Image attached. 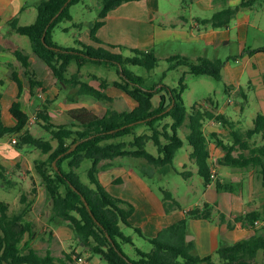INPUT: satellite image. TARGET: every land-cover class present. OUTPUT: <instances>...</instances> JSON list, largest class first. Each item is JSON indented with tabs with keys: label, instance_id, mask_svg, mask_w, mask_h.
Instances as JSON below:
<instances>
[{
	"label": "trees",
	"instance_id": "trees-1",
	"mask_svg": "<svg viewBox=\"0 0 264 264\" xmlns=\"http://www.w3.org/2000/svg\"><path fill=\"white\" fill-rule=\"evenodd\" d=\"M80 1L40 0L34 23L21 25L19 18L15 17L8 21V27L11 32L30 39L33 53L51 69L62 90L78 88V96H91L100 102L112 103L113 97L104 92L108 86L106 81H102L97 88L83 81L80 74L86 63H108L118 68L120 80L113 82L114 87L126 93L137 105L126 111L108 108L102 116L87 107L73 108L68 111L70 122L60 125L53 122L45 105L44 109L37 112V118L43 121L40 125L48 138L37 137L28 129L31 117L21 101L25 88L22 74L16 69L11 70L9 77L18 88L10 107L15 124L7 126L4 122L1 107L4 96L0 91V139L15 135V148L18 151L24 147H32L47 155L46 159L36 161L35 169L46 189L47 204L51 209L50 222L67 223L73 230L78 245L83 244L84 250H89L93 256L100 257L107 264H216L213 255L201 257L194 242L186 240V235L189 220H212L213 215L219 214L220 222L226 223L229 229H234L237 223H241V226L255 230L254 235L247 239L218 247L216 253L223 264H264V234L261 229L256 228L261 213L254 210L228 221L226 215L218 210L217 203H204L189 209L183 220L166 228L157 237L148 238L153 244V249L145 252L137 248L140 257L138 260L130 259L122 250L121 243L135 245L133 237L126 235L123 227L133 228L139 236H146L140 228L130 222L134 206L110 193L102 183L100 172L109 167L104 166L105 164H111L119 158H134L144 161L141 169L150 176H163L172 171L184 177L190 176L192 172H179L174 167V159L185 144L178 131L188 120L186 139L192 147L190 160L197 165V173L204 184L209 185L214 181L215 175L210 162V136L204 131V122L217 120L231 127L234 136L233 143L226 144L216 133L211 134L217 144L225 150L220 164L245 171L254 169L259 178L261 177L264 187V114L259 113L254 119L253 127L245 133H240L233 129L234 123L223 114L195 106L191 113H188L182 97L185 89L184 78L180 83L181 89L165 84L156 91L155 88L144 89L142 79L125 69L124 65L154 69L158 65V59L153 51L135 50L136 55L124 58L113 51L117 48L116 45L103 42L97 35L111 11L125 3L142 0H100L98 19L90 29V38L95 45L83 44L81 41H78L81 46L79 49H66L58 45L52 40L54 29L63 21L72 20L70 7ZM255 3V0H241L238 5L225 7L215 12L212 17L199 18V21L214 29L226 28L241 10L252 7ZM44 35L45 42L42 40ZM258 52H264V48L251 50L249 54ZM13 54L23 68V76L30 85L31 93L38 87L44 92L48 91L38 79L31 56L23 49L14 50ZM168 61L170 70L182 66L189 69L185 74L206 75L222 80L225 61L221 59L213 61L199 57L190 60L175 55ZM72 65H75L77 70L69 76ZM3 83V80H0V86ZM157 94L160 99L159 105L155 106L153 98ZM69 101L75 102L76 99L69 97ZM166 118H171L172 123L161 127L160 123ZM139 121L144 122L137 123ZM141 125L149 128L151 133L138 134L136 130ZM127 136L133 138L126 140ZM255 136L261 138V145L251 146L250 140ZM150 142L157 148V155L147 150V144ZM235 152L238 154L235 155ZM85 160L92 162L88 169L87 183L82 181L78 172ZM0 169L1 178L6 179V170L1 164ZM8 184L15 185L12 181H8ZM215 186L218 191L233 192L232 184H225L221 180H216ZM157 191L163 194L162 200L167 214L181 208L171 192L162 188ZM33 193H37L36 188ZM21 205L20 210L11 214L10 205L0 200V264H68L72 254H67L65 258H55L50 251L41 255L29 246L26 237L33 235V224L26 217L32 202L28 201L25 194L21 197ZM167 235L173 238L169 239ZM260 254L261 260L258 258Z\"/></svg>",
	"mask_w": 264,
	"mask_h": 264
},
{
	"label": "rangeland",
	"instance_id": "rangeland-1",
	"mask_svg": "<svg viewBox=\"0 0 264 264\" xmlns=\"http://www.w3.org/2000/svg\"><path fill=\"white\" fill-rule=\"evenodd\" d=\"M25 1L27 13L24 12L21 15V25H28L36 21L38 13V11L36 10V3L40 2V0ZM159 1L161 4V12L154 10L149 11L147 9L145 10L143 8L139 9L134 7H119L111 11V13L118 12V14L128 15L139 19L145 18L146 21H148L147 27H145V23H142V25H127L130 29H133L135 33H130L128 35L122 36L120 35L119 39L117 40V44L119 45H116L117 48L113 49V51L115 53L121 54L124 58L133 57L134 55H136L135 50H138L140 52L153 51L158 59V65L154 69L149 70L143 66H134L131 64L124 65L125 69H128L135 76L142 79L141 83L144 89L152 90L155 88L156 91L162 88L164 84L169 85L172 88L181 89L180 83L182 81V78H184L183 84L185 85V89L182 93V97L188 113H191L193 106L217 113V106L211 105V101L209 102V98L212 97L215 102L218 103L222 108V114L231 122H234L233 129L239 131L240 133H245L250 128L249 123L251 120L249 115L247 114H251L254 112V104L252 103V100H249L250 104L245 102L240 95V91L234 93L232 92V90H229L231 86L226 87V83H229V80L219 81L214 79L213 77L206 75H194L192 73L185 74L184 72H188L189 69L182 66H179L174 70L169 69L170 62L168 60L175 55H179L190 60H196L200 56L212 59L213 61H215L216 59H221L225 61V63L229 60L232 65H235L232 59L240 55L241 42H239L237 39L230 38L229 40H232L231 43L225 44L228 39L222 40L223 38L220 37L221 33L219 34V32H225V30H227V27L214 30L217 31L216 33H214V38H216V40L214 41L207 40L206 37L199 36V30L203 31L204 28H194V33L191 32V36L197 37H194L195 41L189 43H186V41H179L175 38V36L172 37L171 34L173 30L170 26L174 24H181L179 20L181 16H184L188 20L185 24L187 26V29L189 30L191 25L195 21L194 19L210 18L215 13V11H218L220 8H203L200 6V4L204 3V0ZM150 2H153V0H151ZM100 9V0H81L79 3L72 5L70 7L72 20H65L58 24L52 34V40L66 49L81 48V46L78 44V41H81L83 44H90V29L94 22L98 19ZM247 10H249V12L248 16L245 19V22L247 24L248 31L250 30L248 36V45H251L252 48L256 47V45L264 46V37L258 38L257 41L255 38L252 39V28L250 27V25L252 24H258L261 26L260 28L264 30V0H257L253 8ZM111 23H113V21H111ZM235 23L236 19L232 21L229 27L231 26V28H233L235 26ZM156 25H162L164 27L166 26L168 28L162 29L164 31L160 32V39H157L156 43L154 44L153 41H150L151 38H149V34H151L153 28L156 29ZM203 25L205 24H201L200 27H203ZM65 29H67V31H64ZM100 29L98 30L97 35H99ZM206 29L214 28L208 25ZM109 30L114 31L113 28H110ZM230 33L232 36L233 32L230 31ZM201 35L203 34L201 33ZM14 36L19 38L22 37L17 33H14ZM262 36H264V34H262ZM115 37L118 38V35H115ZM25 38L28 40L27 37ZM103 41L110 44L112 43L106 40ZM34 64L44 82L50 87L51 91L48 89V91L44 92L41 88L38 87L36 89L39 95L35 97L34 93L28 94L27 97L29 100L27 99L25 101V108L28 113H30L31 118L37 117V112L41 109H44L45 105L52 115L53 122L57 125L68 123V107H88L96 114L102 116L108 108H112L118 111H126L133 109L137 105V103L126 93L114 87L113 82L120 80L118 68L115 65L113 66L108 63H86L85 66H83V68L81 69L80 73L83 81L92 83L95 87H99L102 81H106L108 83V86L107 88H105L104 92L112 96L114 100L112 103H110L108 101L100 102L93 97L86 98L84 96H78V88H68L66 90H62L58 83L54 84L51 82V80H53L52 78H54L51 71L47 72L44 70V68L40 67L39 64L35 62ZM76 70V66L72 65L70 67L69 76ZM247 86L248 85H246L245 87ZM247 90H249V88H247ZM0 91H2L4 96V107L15 100L13 96L14 92L11 90V88H1ZM251 94V98H253V93ZM69 97H74L76 101H69ZM65 99H67L68 101L65 102ZM159 99L160 97L158 94L153 98V103L155 104V106L159 105ZM244 113L247 117L243 116ZM10 118V115L7 116V120H9ZM240 118L243 120V122L237 121ZM211 121L219 124V121L217 120ZM41 123H43V121L37 118L34 123L29 124L28 128L37 137L48 138L44 129H42L40 125ZM171 123V118H166L160 123V126L163 127L165 124ZM187 123L188 120L186 124L178 131L179 137L182 138L185 142L184 146L178 151L174 159V167L179 171H184V168L181 167L182 162L187 163L186 167L188 170H197V165L190 164L186 158L188 155V151L192 149L186 139V135L188 133ZM216 124L214 125L216 126ZM220 127L222 128V133L220 134L219 138L222 139L226 144L233 143L234 136L232 133V128L227 124H224L223 122H221ZM136 131L138 134L151 133L149 128L144 125L139 126ZM207 133L210 136V142L216 144V147L211 146L213 154H220L223 158L225 156V150L222 146H219L217 144L214 138L211 137V133H209V131H207ZM9 138L10 140H12V138L17 137L10 136ZM132 138L133 136H127L125 139L131 140ZM163 141L166 142L165 139ZM250 144L251 146H258L262 144V140L259 136H255L252 140H250ZM13 146L15 147V144H13ZM14 150L16 149L14 148ZM147 150L150 153L157 155V148L152 142L147 144ZM18 152L21 154L20 158L14 156L10 157V155L8 154H3L2 156H0V164L1 161H3L4 165H6V171L4 173L6 179H2L0 176V200L5 201L10 205V213H15L19 210V208H21V197L23 194H27L29 198H32L33 195H35L33 193V189L36 188L38 190L37 184L41 180L35 169V163L36 161L47 158V155L42 153V151L34 149L32 147H24L23 149H21V151ZM237 154L238 152H235V155ZM114 164V167L120 164H124L133 169L135 168L134 170L138 171V175L148 183V185L155 191V193L159 198H161V200L163 194L161 191H157L159 190V188L171 192L174 198L180 203L181 208L177 210L178 212H181L183 209L184 211L186 209H191L192 207H195L196 204H203L202 194L204 196L206 186L201 182L202 178L198 175V173H196L192 178V181L197 187V190L195 191L190 190V188L187 186L188 183L186 182L185 177L177 173L176 171H172L163 176L156 174V177L147 175L146 173H144L145 171L141 169L144 165V161L141 159L119 158L114 161ZM91 165L92 162L90 160H85L81 168L78 170L83 182L87 183L88 181V169L91 167ZM104 166H107V164H105ZM224 168H227V170L225 171V179H222L224 180L223 183L232 184L233 186V192L228 191V193L232 195L247 193L249 197V193L251 190L254 194L253 202L256 205L251 207H256L257 210H259V212L264 215V187L262 186L261 177L259 178L254 169L245 171L242 169L230 168L227 166L222 167V171L220 173L223 174ZM111 171H113V169L110 170V172ZM250 171L253 172L250 173ZM111 174L113 176H118L120 174H123V172L118 168V170H115ZM246 178H249L248 182L245 180ZM8 181L14 182L15 185L12 186L8 184ZM207 194L209 195L210 191H207ZM230 196L231 195H228L229 198ZM227 207H232L229 202L227 203ZM235 210L236 208H234V211ZM187 211L188 210L185 211V214L187 213ZM45 212L46 213L44 214L46 215H42L35 221L33 235L26 237V241L29 242V246L36 249L41 255H45L48 248L51 247L53 254L57 257L63 256L64 251L71 252L73 248L78 249L79 246L75 234L69 227V225L65 222L51 223L49 220L51 215L50 207L46 206ZM214 217L217 219V221L220 222L219 214H215ZM60 224L61 227H63L62 230L64 234H61V237L66 240L65 245H62V243H60L58 239L53 240L54 236L48 233L47 230L44 231V229H47V227L50 225L57 226ZM123 230L126 235L133 237L135 244L132 245L129 243H121L122 250L130 259L138 260L140 258L137 253V248L145 252L152 251L153 244L147 237L139 236L133 228L123 227ZM220 237L222 239V235H220ZM221 245L226 244L223 243V241H220L219 246ZM94 257L97 262L101 261L102 264H107L98 256ZM261 259L262 257L259 260ZM213 260L216 264H223V261L216 252L213 254ZM56 264L59 263L56 262Z\"/></svg>",
	"mask_w": 264,
	"mask_h": 264
},
{
	"label": "crops",
	"instance_id": "crops-1",
	"mask_svg": "<svg viewBox=\"0 0 264 264\" xmlns=\"http://www.w3.org/2000/svg\"><path fill=\"white\" fill-rule=\"evenodd\" d=\"M150 1L151 0L128 2L121 5L120 7H134L139 9L143 8L149 11L154 10L161 12L160 1L159 0H153V2ZM255 1L257 2V0ZM240 2L241 0H204L205 4L201 3L200 6L207 9L220 8L218 10L220 11L225 7L236 6ZM25 4H26L25 0H0V18H1L0 19V80H3L4 82L0 86V89L5 87L11 88V90L14 92L13 94L14 98H16L18 88L16 83L13 80H11L9 76L12 69L18 70L22 74L25 84L24 92L21 98V101L22 102L24 101L23 102L24 107H26L25 101L28 99L27 97L28 94L29 93L31 94V89L28 81L23 76V71H22L23 68L20 62L16 59V57L13 54L14 50L23 49L26 53H28L31 56L32 66L38 74V79L41 80L44 86L49 90L50 87L42 79L39 71L35 67L34 62L39 64L40 67L44 68L45 71L47 72L51 71V69L42 60H39V58L33 53L30 39L27 37L28 38L27 40L25 38L26 36H22L21 38L16 37L14 36V33L10 31V28H8V21L12 20L15 17H18L20 22L21 15L24 12L27 13L26 10L27 7L25 6ZM38 4L39 3H36L37 11H38L37 9ZM253 6L249 8H245L239 12L236 18L235 26L233 28H231L230 26L227 27V30H225V32H219V34L221 33L220 37L223 38L222 40L228 39V41H226L225 44L231 43L232 40H229L230 38L237 39L239 42H241L240 44L241 53L239 56H236L232 59L235 65H232L229 60L226 61L225 66L222 70V80H229V83H226V87L231 86L229 90H232V92L234 93L240 91L241 92L240 95L245 102L249 103V100L253 101L252 103L254 104V108H255L254 112L251 114L246 113L247 115H249L251 119L249 123L250 128L253 127L254 125L255 117L259 113L264 114V52H258L253 55L249 54V51L261 49L264 48V46L256 45V47L252 48L251 45H248L249 44L248 36L250 30L248 31V27L245 22V19L248 16V12H249V10L247 9L253 8ZM179 20L181 24H174L170 26L173 30V32L171 33L172 37L175 36L177 40L186 41V43L195 41L194 37L197 36H193V37L191 36V32L194 31V28L197 29L204 28L203 31L199 30L200 37L203 36L206 37L207 40H212V41L216 40V38H214V33H216L217 31H214L215 29H206L208 25L207 26L203 25V27H200L201 23L200 21H198L199 19H194L195 21L191 25L189 30L187 29V26L185 24L188 20L184 16H181ZM111 21H113V23H111ZM142 23H145V27H147L148 21H146L145 18L139 19L128 15H121L118 14V12H114V13L110 12L108 17L106 18V23L100 29L98 36L101 40L103 39L108 42H112L111 44L113 45H119L117 44V40L119 39L120 35L122 36V35H128L130 33L131 34L135 33V31L133 29H130L129 26H133L135 24L142 25ZM155 27L156 29L153 28L151 34H149V38H151L150 41L151 42L153 41L154 44L156 43L157 39H160L159 34L160 32L164 31L162 29L168 28L162 25H156ZM250 27L252 28V39L255 38L257 41L258 38L264 37L262 36V34H264V30L260 28L261 27L260 25L252 24L250 25ZM110 28H113L114 31H110L109 30ZM230 31L233 32L232 36ZM201 33L203 35H201ZM115 35H118V38L115 37ZM89 37H90V33H89ZM90 44L95 45L92 42V40ZM200 57H204V56H200ZM52 79L53 80H51V82L56 84L57 83L56 78L54 77ZM89 84L93 85L92 83ZM246 85L248 86L245 87ZM247 88H249L250 91L247 90ZM251 93H253V98H251L252 95ZM34 95L35 97L39 95L37 89L34 90ZM84 97L89 98L91 96H84ZM66 101L68 100L65 99V102ZM210 101H211V105L217 106L218 108V112L216 114H222V108L219 106V104L216 103L212 97L209 98V102ZM12 102L9 103L6 107H4V98H3L1 104L3 119L7 126H13L15 124V120L10 114V107ZM75 107L79 108L83 106H75ZM75 107H68V109L70 110ZM9 115L11 118L7 120V116ZM243 116L247 117L245 113L243 114ZM237 121L243 122L241 118L238 119ZM67 122L68 123L70 122L69 119ZM214 124L216 123H214L211 120L210 121L207 120L206 122H204V131L207 136H209L207 133V131H209V133L211 134L216 133L219 137L220 134L222 133V128L220 127L221 122H219V124H216V126ZM14 136L15 135H12V137ZM9 137L10 136L8 135L0 139V156H2L3 154H8L10 155V157L14 156L20 158L21 154L13 146L12 140H10ZM209 144L211 151L210 162L212 164V171L215 177H214V181L211 184L205 185L206 191L204 193V196L202 194L203 204L217 203L218 210H220L221 213H224L226 215L228 221L233 220L238 215L257 210L256 207L254 208L251 207V206H256L255 203L253 202L254 194L252 193L251 190L249 193V197L247 193L232 195L228 193V191L226 192L224 190L223 191L217 190L215 186V182L216 180H221L222 182L224 181L222 179H225L226 177L225 171L227 170V168H224L223 174L220 173L222 171V167H224L219 162L222 158V155L220 154L214 155L211 146L216 147V144H214L213 142H210ZM14 148L17 151L14 150ZM191 151L192 149L188 151V155L186 158L187 161L193 165L195 163L190 160ZM1 165L4 168L6 166L4 165L3 161H1ZM107 165L109 167L106 170L101 171L99 175L102 183L110 193L123 200H126L127 202L131 203L134 206V213L130 219V222L135 227L140 228L143 234L147 238L157 237L166 228L178 223L179 221L183 220L186 217L185 211L189 209H186L185 211L183 209L182 210L183 212L182 211L178 212L176 210L173 211L172 213L167 214L164 209V205L162 203L161 198H159L158 195L155 193V191L148 185V183L138 175V171L134 170L135 168L133 169L124 164H120L114 167L115 165L114 162ZM186 165H187L186 162L181 163V167L184 168V171L192 172L190 176L185 177L186 182L188 183L187 186L190 188V190L196 191L197 187L192 181V178L197 173L198 168L197 170L196 169L188 170ZM118 168L123 172V174H120L118 176H113L111 173L114 172L115 170H118ZM112 169L113 171L110 172V170ZM184 171H179V172H184ZM251 172L253 171H250V173ZM248 179L249 178H246L245 180L248 182ZM201 182L204 184L203 179L201 180ZM37 185H38L37 194L33 195L32 198H29V196L25 194L28 197V201L32 202L31 210L27 214L26 218L28 221H30L33 224L32 226L33 229H34L35 221L39 219L42 215H46L44 213H46L45 212L46 206H48L46 189L42 185V180H40V182ZM207 191H210L209 195L207 194ZM228 195H231L230 198L228 197ZM228 202L229 204H231L232 207H227ZM202 205L196 204L195 207ZM234 208H236L235 211ZM257 222L258 223L256 225V228L261 229L262 233L264 234V215H262V213H261V218ZM59 227H61V224L57 226L50 225L47 227V229L45 228L44 231L47 230L48 233L54 236L53 240L58 239V241L62 243V245H65L66 240L63 237H61V234H64L62 230L63 227L61 228ZM254 233H255L254 229L250 227H243L241 226V223H237L234 229H229L226 223H221L217 221V219L213 215L212 220H206V219L189 220L186 240L188 242L193 241L196 246L197 253L201 257H206L209 255H213L216 252V250L219 247L220 241H223V243H225L226 245H230L238 241L247 239L252 235H254ZM220 235H222V239ZM167 238L171 239L173 237L171 235H167ZM78 246H79L78 249L73 248L71 252L64 251V255L59 257L53 254L51 247H49L47 251H50L55 258H61V257L65 258L67 254H72L71 259L68 261V264H102L101 261L97 262V260H95V257L91 254L89 250L83 249V244ZM261 257L262 255L260 254L259 259Z\"/></svg>",
	"mask_w": 264,
	"mask_h": 264
},
{
	"label": "built area",
	"instance_id": "built-area-1",
	"mask_svg": "<svg viewBox=\"0 0 264 264\" xmlns=\"http://www.w3.org/2000/svg\"><path fill=\"white\" fill-rule=\"evenodd\" d=\"M37 120V117H33V118H30V121H29V124L31 123H34L35 121ZM17 143V138H13L12 139V144H16ZM258 222H256L257 224Z\"/></svg>",
	"mask_w": 264,
	"mask_h": 264
},
{
	"label": "water",
	"instance_id": "water-1",
	"mask_svg": "<svg viewBox=\"0 0 264 264\" xmlns=\"http://www.w3.org/2000/svg\"><path fill=\"white\" fill-rule=\"evenodd\" d=\"M60 13H61V12H60ZM45 37H46V36L44 35V36H43V39H42L43 42H45ZM144 121H145V120H144ZM144 121H139V122H137V123H142V122H144ZM134 124H136V123H134ZM134 124H131V126L134 125ZM54 165H56V162L54 163ZM84 200H85V199H84ZM85 204H86V205L88 206V208H89V205H88V203L86 202V200H85ZM91 214H92V213H91ZM92 215H93V214H92Z\"/></svg>",
	"mask_w": 264,
	"mask_h": 264
}]
</instances>
